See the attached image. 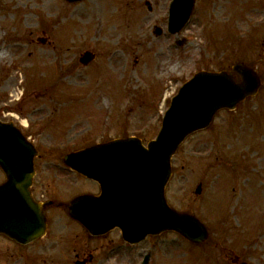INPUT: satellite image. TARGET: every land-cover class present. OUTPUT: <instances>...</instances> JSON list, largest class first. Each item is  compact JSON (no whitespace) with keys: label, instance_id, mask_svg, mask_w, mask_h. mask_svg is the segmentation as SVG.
<instances>
[{"label":"rangeland","instance_id":"374dc122","mask_svg":"<svg viewBox=\"0 0 264 264\" xmlns=\"http://www.w3.org/2000/svg\"><path fill=\"white\" fill-rule=\"evenodd\" d=\"M99 1L0 0L6 53L0 118L32 132L46 170L63 165L71 150L119 137L155 138L184 82L200 69H230L249 59L264 37V0H195L180 34L168 31L172 0H108L115 11L103 19L85 12ZM156 25L164 30L160 36ZM86 50L96 53L89 65L80 61ZM260 72L264 81V67ZM172 167L169 203L203 220L209 236L200 244L176 231L151 236L150 264H264V82L256 96L220 111L208 129L190 136ZM70 176L42 179L59 189L71 183L74 194L99 192L93 182ZM53 213L61 214L40 241L19 247L0 236V264H76L89 251L94 260L87 264H141L149 249V242L125 246L105 260L109 247L123 242L114 241L118 230L94 238L63 210ZM74 248L87 254L77 257Z\"/></svg>","mask_w":264,"mask_h":264},{"label":"water","instance_id":"95a60500","mask_svg":"<svg viewBox=\"0 0 264 264\" xmlns=\"http://www.w3.org/2000/svg\"><path fill=\"white\" fill-rule=\"evenodd\" d=\"M194 2L173 1L171 32L178 33L189 21ZM155 32L160 35L163 30L157 26ZM94 57L87 51L81 61L88 64ZM233 71L240 74V82L227 71L208 70L197 72L185 82L166 111L158 136L147 146L138 137H128L67 154L64 158L67 164L103 186L104 176L112 177L107 187L109 204L105 201L104 186L100 196L89 194L75 199L70 205L71 214L92 234L120 226L124 237L132 243L149 233L170 229L194 242L205 241L208 236L205 225L195 216L172 208L165 188L172 174V157L185 139L208 127L219 110L234 109L258 92L261 78L256 70L237 63ZM36 154L34 144L19 128L0 120V166L8 176V181L0 185V232L22 243L42 235L46 227L41 206L32 200L29 190ZM197 192H201V186Z\"/></svg>","mask_w":264,"mask_h":264},{"label":"flooded vegetation","instance_id":"af4514ba","mask_svg":"<svg viewBox=\"0 0 264 264\" xmlns=\"http://www.w3.org/2000/svg\"><path fill=\"white\" fill-rule=\"evenodd\" d=\"M260 2H261V0H260ZM253 53H255V55H253ZM253 53L251 55L254 57L255 61H258V62H252L250 60L251 59V55H250L249 59H244L243 61H245V63H247L248 65L261 70L264 67V37L261 40V43L259 45V49H257V51H254ZM36 162H37V160H36ZM53 168H54L53 169L54 171L51 170V169L50 170H46L47 169L46 166L37 165V163H36V176L34 178V183H33L32 189H31L32 190V195L37 201H48V200L52 201V204L47 206V208L45 209V212H46L47 217H48V223H50L52 217H55L58 214H61V213H58V214L57 213H53V209L54 208L63 210L64 211V215L68 216V219H71L75 223V220H73L70 217L69 213H68V203L73 198H75L76 195L80 194L81 192L78 193V194H74V190L72 188L70 189V187H71L70 184L71 183L67 184V186H68V187L66 186L67 188L64 187V188L59 189L58 187H56L54 185V183H56L55 180L51 181V179L49 177H47L48 179L43 181V179L45 178V175L48 176L51 173H53L54 179L55 178L56 179H60L63 176L70 175V174L74 173L75 176L78 175L83 180H86V181H89V182H93L98 187H99V185L95 181H92L91 179L83 177L82 175L78 174L77 172L73 171L72 169H70L67 166H63V165L62 166H54ZM75 176H70V177L73 179V177H75ZM67 177H68V180H70L69 176H67ZM60 182L63 183L62 181H60ZM40 183L43 184V186H41L42 188L38 187V185ZM41 189H42V191H41ZM68 192H69V194H68ZM83 192H86V191H83ZM63 229L67 230L64 227H63ZM106 235H108V234H104L102 236V239L106 238L107 237ZM118 236L121 237L120 231H119ZM68 239H71V236H69ZM146 240L145 241L148 243V240L151 241V238L149 237ZM112 241H113V239H112ZM145 241L143 243H145ZM13 243L15 245H17V246H22V245L17 244V242L15 243V241ZM149 244H150V242H149ZM74 252H76V248H74ZM118 252H120V250L112 251V253L107 258L111 259L112 255H114V254H116ZM145 252H147V250ZM145 252H144L143 256H145ZM82 254L85 255L87 253H86V251H83V252L78 251V252H76L77 257L82 255ZM89 254H90L89 257L85 256L84 259H82V260H85V261L87 260V262L94 260V255L90 251H89ZM78 261H80V259Z\"/></svg>","mask_w":264,"mask_h":264},{"label":"bare ground","instance_id":"6f19581e","mask_svg":"<svg viewBox=\"0 0 264 264\" xmlns=\"http://www.w3.org/2000/svg\"><path fill=\"white\" fill-rule=\"evenodd\" d=\"M86 9H87V8H86ZM73 10H74V12H80V10L78 11L77 8H74ZM114 11H115L114 3H111V2H109L108 0H102V1H99V3L96 4V5H95V4L90 5V7H89L85 12L88 13V14H95V15H98L99 18L103 19V18H105L107 15H112V14L114 13ZM74 12H73V13H74ZM85 12H84V13H85ZM80 13H83V12L81 11ZM26 18H27V21H29V20H28V19H29V14L26 15ZM141 20H142V22H144L145 19L142 18ZM5 54H6V53H5L4 51L0 50V60H1L3 57L6 56ZM163 55H164V57H166V54H165V53H163ZM163 55H162V56H163ZM158 56L160 57L161 55L158 54ZM12 92H13L12 94H13L14 96H17V95H18L16 89H12ZM167 97H168V93L165 95L164 101H165V99H166ZM23 124H24V125H27V124H28L27 119H23Z\"/></svg>","mask_w":264,"mask_h":264}]
</instances>
